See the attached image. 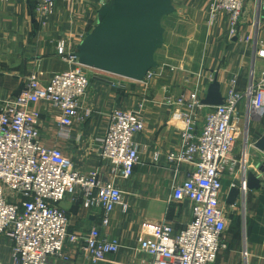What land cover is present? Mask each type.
<instances>
[{"label": "built area", "instance_id": "built-area-1", "mask_svg": "<svg viewBox=\"0 0 264 264\" xmlns=\"http://www.w3.org/2000/svg\"><path fill=\"white\" fill-rule=\"evenodd\" d=\"M35 1L40 18L50 16L58 2ZM247 1L210 0V22L223 14L229 20L231 36H239ZM258 2L264 7V0ZM257 24L259 28L260 18ZM246 39L253 41L254 60H264V42H259L257 36L249 35ZM59 48L64 54L65 43L61 41ZM64 56L72 67L55 72L48 83H43L38 74H30L24 89L0 107V264L6 259L8 264H53V260H67V249L73 246L78 247L82 264H101L123 245L121 238L105 235L98 227L71 233L69 215L60 205L68 195L80 191L86 208L96 206L104 210V227L111 224L112 213L118 207L123 211L128 208L122 190L103 182L98 170L75 169L60 147L47 146L41 140L40 112L31 106L42 100L51 102L60 112L61 132L68 133L80 115L91 71H100L80 63L74 53ZM170 70L174 72L175 67ZM166 71L165 66L152 68L140 82L149 85L164 78ZM201 76L199 73L197 77ZM206 89L196 82L192 89L181 93L170 89L165 97L183 121L181 146L169 152L168 159L193 166L187 178L174 185L172 196L179 202H192V218L177 232L166 219L144 222L129 264H225L219 258L229 247L226 238L229 219L249 190L246 188L249 167L241 168L238 179L243 184L242 194L235 204L227 202L235 180L232 178L227 188L224 179L235 173L238 163L243 164V158L240 161L233 154L240 136L244 144L250 145L251 126L264 119V70L256 73L254 65L243 89L238 86V78H232L221 105L202 103ZM89 113L87 110L85 114ZM144 127L137 109L117 107L111 112L100 143L101 154L112 163L116 176L130 177L140 163L134 138ZM248 259L244 250L242 264H249Z\"/></svg>", "mask_w": 264, "mask_h": 264}, {"label": "crops", "instance_id": "crops-1", "mask_svg": "<svg viewBox=\"0 0 264 264\" xmlns=\"http://www.w3.org/2000/svg\"><path fill=\"white\" fill-rule=\"evenodd\" d=\"M110 2L58 0L54 12L40 18L35 0H0V107L24 89L30 74L36 73L43 83H48L55 72L72 67L64 54L78 50L99 24L101 12ZM172 6L174 11L169 20L163 19L162 25L167 35L166 23L174 24L173 38L155 54L157 68H167L164 78L146 85L116 74L91 71L88 93L80 103V115L68 133L61 132L60 112L51 102L42 100L31 106L40 112L38 126L45 145L60 147L75 169L98 170L103 182L123 192L128 208L123 211L118 207L108 227L102 224L104 210L96 206L86 208L80 191L68 195L60 203L69 215L71 233L80 234L98 227L103 234L122 239L119 252L109 255L101 264L131 263L144 222L166 219L177 232L192 218V202H179L172 196L174 185L185 180L193 166L189 162L168 159L169 152L181 146L183 128L177 110L166 103L170 89L181 93L192 89L196 82L208 89L210 78L217 76L225 94L232 78L237 77L238 86L243 89L254 65L256 73L264 70V60H254L253 41L246 39L249 35L257 36L259 42H264V7H260L258 0L247 1L243 31L239 36H231L229 20L223 14L214 23L210 22V0H172ZM61 41L65 43L64 54L59 48ZM177 45L182 48L176 49ZM171 67H175L174 72ZM199 73L201 77H197ZM117 107L139 110L145 122L144 129L134 138L141 161L128 178L116 176L112 163L101 154L100 138L105 135L110 114ZM87 110H90L88 115L85 114ZM252 127L263 130L257 138L250 130L249 140L255 142L264 135V119ZM236 145L235 157L240 153ZM257 151L264 158V153ZM257 164L250 163L249 168ZM240 176L241 168L224 179L225 187L229 188L232 180ZM246 199L248 224L245 230L243 214L240 217L243 200H239L238 211L229 219L226 230L229 247L219 258L225 264H242L244 250L248 252L249 264H264V182L259 189L248 190ZM79 252L78 247L73 246L67 249V260H53L52 263L82 264ZM3 264H8V260Z\"/></svg>", "mask_w": 264, "mask_h": 264}, {"label": "water", "instance_id": "water-1", "mask_svg": "<svg viewBox=\"0 0 264 264\" xmlns=\"http://www.w3.org/2000/svg\"><path fill=\"white\" fill-rule=\"evenodd\" d=\"M173 11L172 0H111L101 12L99 24L74 55L88 67L141 81L150 69L158 67L155 54L165 33L161 19ZM202 103L205 106L224 103L217 76L209 84ZM254 146L264 153V135ZM254 168L247 171L249 190L259 189L264 182V161ZM242 186L240 179L234 181L228 203L235 204L241 197Z\"/></svg>", "mask_w": 264, "mask_h": 264}, {"label": "rangeland", "instance_id": "rangeland-1", "mask_svg": "<svg viewBox=\"0 0 264 264\" xmlns=\"http://www.w3.org/2000/svg\"><path fill=\"white\" fill-rule=\"evenodd\" d=\"M171 14L165 15V17H163L161 19V22L163 21V19L164 20H169ZM169 24H172V22L169 23V21H168L166 23V25L168 26L169 30L167 31V35L164 34V36H163V42H162V45H161L160 48H162L166 43H170V40L173 38L172 31H173V28H174V24L173 25H169ZM181 48L182 47L180 45H177L176 46V49H178V50H180ZM172 53H174V52H172ZM250 130L253 131L254 138L256 136L258 137L263 132L262 129H259V128L256 129V127H254V128L252 127V128H250ZM249 144L250 145L244 144V141H243L242 137L240 136V139H239V141L237 142V145H236L237 148H238V152H240L239 155H237V157H238V159L240 161H242V158H243V164L242 163H238V165L236 166V170L237 171L240 168H242V166L244 167V166L247 165L248 167H250L249 166L250 163H254V164L255 163H261V161L264 159L263 158V154L262 153H259L257 151L258 149L255 148L254 142H250ZM247 146H249V147H247ZM241 171H242V169H241ZM242 203H243V205L242 204L240 205V210H241L240 212H242V210H243V213H240L241 214L240 217H242V214H243V226H244V230H245V226H247V224H248L247 223V220H248V217H247L248 216V212H247V199L243 197ZM235 222H236V219L234 220V224H233V222L231 223V224H233V226H232L233 227V231L235 230L234 229ZM240 224H241V222H240ZM241 227H242V224H241ZM243 242H244V246H245L246 245L245 244V241L243 240Z\"/></svg>", "mask_w": 264, "mask_h": 264}]
</instances>
